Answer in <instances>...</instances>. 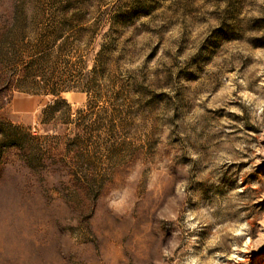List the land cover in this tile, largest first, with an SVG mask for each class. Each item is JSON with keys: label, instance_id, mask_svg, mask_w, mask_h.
<instances>
[{"label": "rangeland", "instance_id": "obj_1", "mask_svg": "<svg viewBox=\"0 0 264 264\" xmlns=\"http://www.w3.org/2000/svg\"><path fill=\"white\" fill-rule=\"evenodd\" d=\"M0 264H264V0H0Z\"/></svg>", "mask_w": 264, "mask_h": 264}]
</instances>
